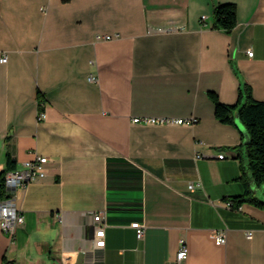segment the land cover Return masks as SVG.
I'll return each mask as SVG.
<instances>
[{"label":"crops","instance_id":"1","mask_svg":"<svg viewBox=\"0 0 264 264\" xmlns=\"http://www.w3.org/2000/svg\"><path fill=\"white\" fill-rule=\"evenodd\" d=\"M223 2L231 31L214 26ZM247 86L264 100V0H0V170L47 157L13 191L24 221L0 225V263L177 264L184 239L185 264H264V208L228 205L245 191L242 130L209 96Z\"/></svg>","mask_w":264,"mask_h":264},{"label":"trees","instance_id":"2","mask_svg":"<svg viewBox=\"0 0 264 264\" xmlns=\"http://www.w3.org/2000/svg\"><path fill=\"white\" fill-rule=\"evenodd\" d=\"M237 5L234 2L219 3L214 7V26L231 31L237 24ZM209 96L214 103L215 115L223 123L235 124V116L240 120L248 135L246 143L248 152L247 168L242 175L245 185L244 193L230 198L232 206L240 207L244 203H251L264 208V200L255 195L256 187H264V100L254 98L249 86L241 94L238 102L225 103L220 100L216 91L210 90ZM245 142L246 135L242 131ZM16 168L11 156H8L6 167L0 170V200L9 197L10 191L6 186V173ZM0 264H17L15 260L4 258Z\"/></svg>","mask_w":264,"mask_h":264},{"label":"built area","instance_id":"3","mask_svg":"<svg viewBox=\"0 0 264 264\" xmlns=\"http://www.w3.org/2000/svg\"><path fill=\"white\" fill-rule=\"evenodd\" d=\"M206 16L202 17L205 20ZM163 30V29H161ZM106 37L109 38L110 36H101L98 35V38ZM253 51H249V55H253ZM7 60L6 55H3L1 61L4 62ZM91 80H96L95 75L90 76ZM44 116V113H40V118ZM141 118H135V121H139ZM147 120H151L152 122H162L167 121V118H146ZM196 119L193 118H178L176 122L178 123H192ZM200 156V155H199ZM220 158H224L225 154L222 153L219 155ZM47 161V157L37 156L34 160L26 161L21 168H16L10 170L6 173V186L10 191V196L0 200V225L3 231L14 233L15 228L24 221V215L22 211L18 208L15 196H14V189L18 188L19 186H23L26 183L45 176L46 169L44 164ZM190 187L193 188L194 184H190ZM228 205L232 206V202H228ZM103 215L101 213L95 214L94 219L97 223H100L99 227L96 229V245L98 247H104L106 244V230L105 225L102 224ZM132 227L136 229L137 235L139 238H142L145 234V225L140 221L132 222ZM252 233L248 232V236L251 237ZM216 244L223 245L227 241L226 233L224 231L216 232ZM188 245L186 244L185 240L182 239L180 241V249L177 253V264H185V260L188 256Z\"/></svg>","mask_w":264,"mask_h":264},{"label":"water","instance_id":"4","mask_svg":"<svg viewBox=\"0 0 264 264\" xmlns=\"http://www.w3.org/2000/svg\"><path fill=\"white\" fill-rule=\"evenodd\" d=\"M235 118H236V120H235L236 123L239 125V127L241 128V130H242V131L245 133V135H246L245 143H247V142H248V135H247V133H246V131H245V128H244V126H243L241 120H240L239 115L236 114ZM75 264H83V258H82V255L79 256L78 261H77Z\"/></svg>","mask_w":264,"mask_h":264}]
</instances>
